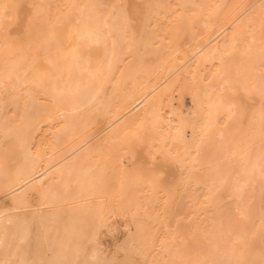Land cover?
<instances>
[{"label": "bare ground", "instance_id": "obj_1", "mask_svg": "<svg viewBox=\"0 0 264 264\" xmlns=\"http://www.w3.org/2000/svg\"><path fill=\"white\" fill-rule=\"evenodd\" d=\"M40 1L23 0L25 3H40ZM150 3L173 6L176 4L220 5L221 7L214 10L207 27L205 20L208 9H204V17L196 26L185 24L178 35L168 31V21L172 16L167 13L174 9L154 10L159 12L160 26H156L154 18L149 31L157 32L160 38L152 37L155 44L149 47L148 53L141 57L140 53L144 52L143 45L139 46L138 52L136 45H133V52L129 54L128 44L124 43L122 50L127 58L119 65V70L114 72V78H109L103 88L99 83L90 86L87 76L83 80L76 77L72 84L75 87L79 80L78 93L69 94L57 106L49 104L30 111L28 120L25 121L30 127L24 130L27 145L31 146L30 150L15 136H11L7 143L4 142V133L8 128L13 127L12 124L6 123V119L14 120L15 126L20 127V116L25 113V102L23 98L14 100L13 96H5L0 89V201L3 200L0 208V264L75 262L67 253L59 251L61 247H56L59 244L55 245L57 233L54 221L59 211L66 204L69 212L68 221H83L80 217L82 211L97 214L99 208L103 206L107 223L116 211L123 210L122 196L143 203L149 209H155V215L150 211L148 213L155 222L156 213H160L163 217L165 200H169L173 208L176 203L182 204L180 214L183 219L190 220L188 224L195 234L193 246L202 253V259L220 261L244 259L255 261L257 264L259 258L263 257L258 252L262 250L261 246L257 247V253H250L253 251L252 238L264 237L260 231L261 221L264 219L261 195L264 181L261 180L259 161L262 143L261 105H255L259 95L258 67L255 71V85L251 90V96L245 97L243 101L247 105L243 123L235 122L225 130V135L221 139L219 129H223L225 121L220 120L202 145L195 167L193 168L192 160L189 158L185 170V175L191 171L196 181L199 179L198 176H201L202 170L205 172L203 175L210 174L214 177L215 170L222 161L225 176H228L233 165L240 169L241 164H245L247 169L251 170L254 164L255 169L244 177L248 181L245 203L249 208V219L242 220L235 213V219L236 216L238 217L231 224L227 215L222 212L225 209L220 205L221 199H214L219 195V186L213 185L212 182L208 184L207 199L198 197L195 182L187 188L190 197L181 194L177 200H174L169 194L149 193L147 189L140 188L132 177L126 175L124 168L118 163L121 153L116 149L125 136L136 131L155 110L163 113L166 122L171 121L176 126L171 129L172 136L177 135V129L185 121L203 120L208 100L202 91L201 78H212L214 69L208 59L210 51L222 47L225 39L231 36L232 30L228 26L236 11L232 6L250 5L249 13L258 16L260 5L264 0H114V4L126 6L125 11L131 18H135L138 12L147 11L143 6ZM57 5L78 7L55 8L53 16L70 14L88 20L101 14L109 24L113 22L109 16L111 8L93 10L88 7L106 5L102 0H59ZM190 11L200 10L190 9ZM142 30L141 25L137 31ZM47 39L39 27L30 38L34 48L42 46ZM136 40L139 41V35ZM258 48L257 43L253 50L254 55L257 56V63ZM23 54H32L27 42ZM234 59L241 71H248L247 64L241 57L237 56ZM3 77V63L0 56V81ZM194 96L197 98V103H193L192 115L189 117L185 100L189 97L193 102ZM178 108L182 111L181 115L177 113ZM6 149L9 157L7 173L2 159ZM18 156H22L23 160L16 162ZM127 162L125 161V164ZM176 175L179 176L178 171ZM255 178L261 181L259 195H254L250 191V185ZM204 208L209 212L205 226L201 211ZM232 208L235 211V201H232ZM136 212L137 210L133 208L128 213L133 217ZM143 216L146 217L145 213ZM222 218L223 229L220 227ZM181 222L177 225V218L172 216L156 223L159 226L160 223L169 225L176 230V243L179 244L182 240L190 239L184 237ZM66 229L67 226L63 225L59 231L62 233ZM161 230L163 229L157 231L155 235ZM82 231L91 232L92 239V229L88 221H83ZM128 233L129 230L126 236ZM203 236L208 242L205 246L201 245L202 241L199 240L204 239ZM125 238L120 241L119 246L124 243ZM159 238L171 243L173 234ZM156 244L158 248L159 239ZM145 252L147 253V249ZM133 254L130 252L129 256ZM155 255L151 258L148 255L141 257L151 262Z\"/></svg>", "mask_w": 264, "mask_h": 264}, {"label": "snow or ice", "instance_id": "obj_2", "mask_svg": "<svg viewBox=\"0 0 264 264\" xmlns=\"http://www.w3.org/2000/svg\"><path fill=\"white\" fill-rule=\"evenodd\" d=\"M76 8L75 5H50L41 3H25L23 0H0V56L3 63V80L0 81V89L5 96H13L14 100L20 98L25 102V113L20 116L21 126L16 127L14 120H7L8 128L4 133V142L7 143L11 136H15L22 145H27L24 130L30 127L25 123L30 111L39 106L59 105L69 94L78 93L79 80L89 77V85L99 83L101 88L109 78H114V72L119 70V65L127 58L123 54L122 45L128 44V52H133V45L139 51V45H143V57L148 53L149 47L155 44L152 39H159L157 32H150L149 26L155 18L156 26H160L159 12L157 9H169L167 15L172 19L168 21V31L179 34L182 27L187 24L195 27L204 17V9H208L205 27L214 15V10L220 5H162L146 4L147 11L138 12L135 18H131L122 4L90 5L93 10L111 8L109 16L113 22L109 24L101 15L97 14L85 20L83 17H73L70 14L55 15L52 9ZM236 11L232 16L228 27L231 28L230 38H226L222 47L211 50L208 59L211 61L212 78H201V87L204 97L207 98L206 114L202 121H185L177 129V135H171V129L176 127L171 121L166 122L164 115L159 110L150 113L136 131L130 132L116 149L121 153L118 163L124 168L126 175L132 177L136 184L149 193L170 194L181 186L187 189L194 182L191 171L185 175L186 162L191 158L193 168L200 156V149L213 128L224 120L223 129H219L223 139L225 130L235 122L241 124L245 119L247 105L243 103L245 97L251 96V90L255 85V71L259 69V95L262 143L259 155L261 180L264 181V3L260 5L258 16H252L248 9L250 5L236 4L232 6ZM190 9H199L192 12ZM142 31H137L140 26ZM40 28L41 33L48 39L42 46L34 48L30 38L33 32ZM226 31V29H221ZM139 35V41L136 40ZM147 37V38H146ZM32 53L24 55V46ZM258 48L257 56L254 55L255 46ZM34 49V50H33ZM102 53V54H101ZM241 57L247 64L248 71H241L235 63V57ZM79 77L75 87L72 81ZM206 81V82H205ZM19 94V95H16ZM193 103H197L196 96ZM203 107V105H202ZM199 125V128H198ZM191 127L192 136L186 135ZM182 149V151H181ZM8 151L3 154L5 173H7ZM243 159V158H242ZM127 160V164H125ZM221 165H218L214 177H208L213 185L218 184V197L227 196L225 204L235 201V212L242 219H249V208L245 203L248 181L244 178L255 169H247L241 164L240 169L234 165L228 176L224 175ZM179 172L177 177L176 173ZM198 171V170H197ZM231 177V179H229ZM195 191V190H194ZM262 207H264V187H262ZM207 199V198H206ZM163 217L156 213V222L169 217L177 218V225L181 222L182 204L176 203L173 208L169 200L164 201ZM122 208L125 214L133 208L137 210L133 215V223L136 224V232L129 230L125 241L117 249V254L111 258L104 256L97 250H93L92 259L78 260L69 264H256L252 260L235 259L220 261L215 259H202L196 247L193 246L195 234L190 239L176 243L175 231L169 225L160 223V228L165 234H173L172 242L160 239L158 235H152L147 225H152L153 218L148 215L150 209L143 203L122 196ZM144 210L146 219L139 220V211ZM105 208L101 206L97 212V221L92 226V243L95 242L100 229L107 227L104 218ZM127 218V217H125ZM230 220V216L228 217ZM220 227H224V219L220 220ZM260 231L264 235V219L261 221ZM139 237V240H137ZM159 239V247L156 241ZM147 249V253L145 250ZM125 253L124 259L118 257V253ZM135 255H148L156 253L152 261L147 258L137 260L131 258L129 253ZM264 255V250H262ZM161 256L166 259L159 258ZM8 264V262H3ZM66 264V262H59ZM264 264V260L260 261Z\"/></svg>", "mask_w": 264, "mask_h": 264}, {"label": "rangeland", "instance_id": "obj_3", "mask_svg": "<svg viewBox=\"0 0 264 264\" xmlns=\"http://www.w3.org/2000/svg\"><path fill=\"white\" fill-rule=\"evenodd\" d=\"M102 1L105 2L106 5L114 4V0H102ZM58 2H59V0H41L40 1L41 4H50V5H57ZM54 10H55V7L51 10L52 14H53ZM44 43H45V41L43 42V44ZM139 46H142V45H139ZM260 99H261L260 95H258L257 101L258 100L259 101L258 102L256 101L255 105H257V106L260 105V103H259ZM185 103H186L185 106H186L187 111L189 113V117H191L192 109H193V102H192L191 98H189V97L186 98ZM251 109H250V111H251ZM252 111H253V109H252ZM177 113L179 115H181L182 111L178 108ZM174 118H176V116H174ZM186 135L188 138H191V136H192L191 127H189L187 129ZM22 160H23L22 156H20V157L18 156L16 158V162H20ZM125 161L127 162V160H125ZM236 163H237V161L235 162V164ZM203 174H205L204 170H202V172L200 174L201 176H198V178H199L198 180L200 181L199 185H196V188H197L196 194L201 199L206 198V193L209 190L208 184L211 182V180L208 179V177H213L210 174H206V175H203ZM250 191L254 195L260 194L261 181L258 178L257 179L255 178V180L252 181V183L250 185ZM181 194L182 195L185 194V195H188L190 197V192L187 189H185V187H183V186H181L177 191L170 193L169 195H172L174 197V200H177ZM188 199H190V198H188ZM220 199H221L220 205L222 207H224V209H225L222 212L227 215L226 216L227 219L230 216L231 219L230 220L228 219V221L231 224H233L236 212L233 211L232 202L227 203V204L224 203L228 200V197L226 195ZM2 201H0V208L2 207V203H3ZM152 209L150 208V213H153L155 215V212H154L155 209H153V210ZM151 211H153V212H151ZM201 211H202L203 224L205 226L207 223V214L209 212H207V210L205 208ZM143 213H144V210L142 209L141 212L139 213V216H138L139 220H145L146 219V217L143 216ZM68 217H69V212H68L66 204H65L63 209H61V211H59L58 216L55 217V221H54L55 231L57 233L56 238H55L56 239L55 245L59 244L58 246H56V247H61V250H59V251L60 252L64 251L65 253H67L68 256L72 257L73 261L92 259L93 250H97L100 253H102L104 256L111 258V256L114 253L117 254L118 246L124 240V238L126 236V232L128 230L136 231V224L133 223V217H130L128 212L125 214V212L123 210L122 211L119 210V211H116V214L108 220V222L106 223L107 227L100 229L99 234L95 239V242L92 243L91 242L92 239L90 238L91 232H89V233L85 232L84 233L82 231V225H83V221H88V223L90 224V228L92 229L94 222H98L97 221V215L82 211L80 214V217L83 221H81V220H70V221H68ZM125 217H127V218H125ZM237 217L238 216H236V219H237ZM181 221L182 222L180 225H181V229L184 233V237L191 238L192 234H193V230H192L191 226H189V224H188L190 220L186 218V219H182ZM153 223L155 224V227H153L152 225H147V227L149 228V231L152 233V235H155V234H157V229L160 228V226L155 221H153ZM63 225H66L67 229L61 233L59 230L62 228ZM241 227L243 228L244 226H241ZM158 236H160V237L166 236L165 231L161 230L160 232H158ZM61 240H62V243L60 244ZM199 240L202 241L201 245H203V246H205V244L208 243L207 239L205 237H204V239L200 238ZM251 245L253 247V249H252L253 251H251L250 253H252V254L257 253V250H258L257 247L258 246H261L264 248V237H258V238H254V239L252 238ZM263 248H262V250H264ZM262 250H260L258 252L262 254ZM123 253H124L123 251L118 253V257L120 259L126 258ZM250 253H249V255H250ZM155 254L156 253L148 254V256H149V258H151V256L155 255ZM131 258L141 260V261L143 260L141 255L133 254L131 256ZM261 260H264V255L262 258H259V260H258L259 262L257 264H260Z\"/></svg>", "mask_w": 264, "mask_h": 264}]
</instances>
